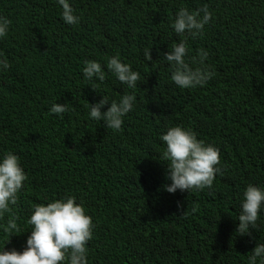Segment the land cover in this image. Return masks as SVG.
I'll list each match as a JSON object with an SVG mask.
<instances>
[{
	"label": "trees",
	"instance_id": "obj_1",
	"mask_svg": "<svg viewBox=\"0 0 264 264\" xmlns=\"http://www.w3.org/2000/svg\"><path fill=\"white\" fill-rule=\"evenodd\" d=\"M71 3L82 17L75 26L63 22L55 0H0V15L12 22L0 41L11 63L0 73V154H17L28 175L13 208L22 232L6 248L26 241L33 205L74 195L96 225L89 264H246L264 242L260 221L251 236L235 231L241 192L264 185V0ZM204 4L215 16L192 54L210 49L205 63L216 75L181 90L160 54L178 40L170 27L178 8ZM146 48L153 62H145ZM117 53L141 74L120 132L91 120L89 103L131 90L110 73L94 90L82 73L85 60L106 65ZM54 102L75 111L50 114ZM177 124L220 149L224 174L211 189L163 190L170 181L160 137Z\"/></svg>",
	"mask_w": 264,
	"mask_h": 264
},
{
	"label": "clouds",
	"instance_id": "obj_2",
	"mask_svg": "<svg viewBox=\"0 0 264 264\" xmlns=\"http://www.w3.org/2000/svg\"><path fill=\"white\" fill-rule=\"evenodd\" d=\"M55 3L62 9L61 17L65 24L75 26L81 22L82 17L77 14L71 0H55ZM214 16L215 12L204 4L194 10L180 7L171 18L170 27L178 40L172 43L171 50L160 54L159 60L167 63L171 82L181 90L204 87L216 75L214 67L205 63L209 60L210 49L199 47L195 55L192 54V43L205 37L206 28ZM11 23L9 18L0 15V41L9 35ZM151 49L144 50L145 62L152 61ZM105 59L106 65L98 60H85L82 68L84 80L90 86L96 81L103 83L110 73L131 91L125 92L118 100L101 96L98 102L89 103L88 116L93 121L102 122L106 128L120 132L124 118L136 106L135 90L141 74L130 63L122 61L119 53ZM10 68V61L0 50V73ZM106 105L110 106L102 111ZM74 111L75 107L70 102H54L49 108L50 114L59 117ZM160 139L165 145L162 160L167 161L166 178L170 181L162 186L164 191L175 194L177 191L188 193L211 189L217 175L224 174L220 149L198 139L190 127L170 126ZM27 180L28 175L17 154L12 151L0 154V230L4 233V239L0 241V264H89L88 244L93 240L96 225L83 203L77 202L74 195L33 205L27 219L31 230L26 241L20 249L6 248L11 237L22 232L13 208ZM197 210L194 206L191 211L195 213ZM262 216L264 185L249 183L239 196L236 233L251 236L252 230L258 227V221L264 223ZM246 264H264V242L255 243L247 255Z\"/></svg>",
	"mask_w": 264,
	"mask_h": 264
}]
</instances>
